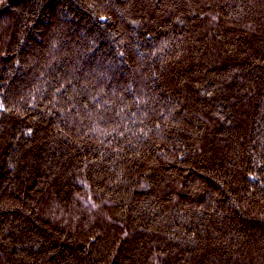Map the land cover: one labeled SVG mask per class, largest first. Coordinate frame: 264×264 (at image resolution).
I'll return each mask as SVG.
<instances>
[{
  "label": "trees",
  "instance_id": "1",
  "mask_svg": "<svg viewBox=\"0 0 264 264\" xmlns=\"http://www.w3.org/2000/svg\"><path fill=\"white\" fill-rule=\"evenodd\" d=\"M0 264H264V0H0Z\"/></svg>",
  "mask_w": 264,
  "mask_h": 264
}]
</instances>
